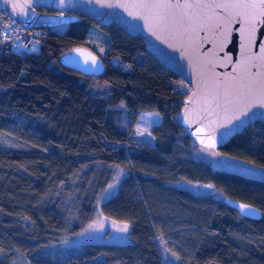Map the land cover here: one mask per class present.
I'll use <instances>...</instances> for the list:
<instances>
[{"label":"trees","instance_id":"16d2710c","mask_svg":"<svg viewBox=\"0 0 264 264\" xmlns=\"http://www.w3.org/2000/svg\"><path fill=\"white\" fill-rule=\"evenodd\" d=\"M43 12L52 18L15 38L0 13V264H264V122L214 150L232 169L217 168L178 121L187 84L137 37L115 23L70 12L55 22L63 12ZM56 24H66L62 34ZM92 25L107 35L102 53L86 43ZM20 42L33 47L13 50ZM79 46L103 61L100 74L60 63ZM122 103L130 128L142 112L160 115L152 143L117 127ZM5 134L18 146H4ZM116 170L125 174L99 211L128 226V241L57 245L91 218ZM182 180L211 184L222 198L194 195L175 185ZM225 198L261 217L242 216Z\"/></svg>","mask_w":264,"mask_h":264},{"label":"water","instance_id":"95a60500","mask_svg":"<svg viewBox=\"0 0 264 264\" xmlns=\"http://www.w3.org/2000/svg\"><path fill=\"white\" fill-rule=\"evenodd\" d=\"M227 0H0V13L31 28L40 10L80 14L101 25L115 23L137 37L144 50L188 86L177 118L189 137L201 148L217 150L255 121L264 122V53L255 48L242 53L226 42L220 32L231 34L254 19L264 37V12L259 3L241 9L224 6ZM246 14V15H245ZM247 57H251L248 59ZM240 62L237 63L236 61ZM60 63L85 75H98L103 61L92 50L79 46L63 55ZM225 203L242 216L259 219L251 206L243 214L241 201Z\"/></svg>","mask_w":264,"mask_h":264},{"label":"rangeland","instance_id":"374dc122","mask_svg":"<svg viewBox=\"0 0 264 264\" xmlns=\"http://www.w3.org/2000/svg\"><path fill=\"white\" fill-rule=\"evenodd\" d=\"M59 20L60 19H57V21ZM65 28L66 24H56L53 29L57 31V33L62 34ZM98 28V25L90 26L88 35L90 39L87 38L86 43H88L89 45L91 44L92 48L96 52L102 53L104 52V49L108 47L109 42L106 33ZM12 30L13 29H11V31ZM14 30L16 32V37H19L20 32L24 33L21 30H18V28H14ZM32 41H34V39H32ZM12 47L13 50L21 52L24 49H31L33 46L26 47L23 43L20 42L18 45ZM114 117L116 120V125L120 128V130L126 131L130 136L134 137L136 140L147 143L153 142L150 130L154 125H157L161 119L160 115L157 113L142 112L139 115L137 122L133 125L132 128H130L127 111L123 103L119 104L116 108H114ZM2 144L4 146L17 147L19 143L15 138L10 137L8 134H5L2 140ZM200 154L204 158H207V160H209L210 163L217 168L225 169L226 165L227 168L230 167L227 162L225 160H222L220 155L214 150L204 149L200 147ZM123 174H125V172L122 170H116L114 172L109 184H107L106 187L100 191L91 218H89V220L82 226L81 230H79L77 233L62 235L61 237H59L57 245H62L63 249L70 251L72 248H75L79 244L85 242L128 241V226L124 223L104 218L99 211L100 204L116 191L118 181L123 176ZM175 185L187 190L188 192L194 195L209 194L214 198H222L221 192L214 189V187L208 183H190L182 180L175 183ZM208 185H211V187H206Z\"/></svg>","mask_w":264,"mask_h":264},{"label":"snow or ice","instance_id":"6c2138e0","mask_svg":"<svg viewBox=\"0 0 264 264\" xmlns=\"http://www.w3.org/2000/svg\"><path fill=\"white\" fill-rule=\"evenodd\" d=\"M61 3H63V0H61ZM257 3L264 8V0H227L224 6L230 5L241 9H247L249 7H255ZM261 14L264 15V12ZM256 23L254 19H248L246 20L247 26L243 29L237 27L234 34H231L228 27L225 25L220 32V46L223 47L226 42H230L233 48L242 53H248L251 49L255 48L256 56L259 57L261 53H264V37L258 35ZM260 23L264 24V22ZM247 58L251 59V57ZM236 62L239 63L240 61L237 60ZM261 115H264V113ZM206 187H211V185ZM250 208V205H239L240 211L245 215L251 214V211H246Z\"/></svg>","mask_w":264,"mask_h":264},{"label":"flooded vegetation","instance_id":"af4514ba","mask_svg":"<svg viewBox=\"0 0 264 264\" xmlns=\"http://www.w3.org/2000/svg\"><path fill=\"white\" fill-rule=\"evenodd\" d=\"M67 15H70L69 12H63V13H58L53 19H60L59 21H55V22H61L63 20H65L68 16ZM42 18V19H48V18H52V15L49 13V12H43L39 15V19ZM54 23V20L52 21Z\"/></svg>","mask_w":264,"mask_h":264},{"label":"built area","instance_id":"2783aa9c","mask_svg":"<svg viewBox=\"0 0 264 264\" xmlns=\"http://www.w3.org/2000/svg\"><path fill=\"white\" fill-rule=\"evenodd\" d=\"M9 27L18 28V30H22L23 28H25V27L22 26L20 23L14 21V20H12V22L9 23ZM33 29H34V28H33ZM33 32H37V33H39V31L36 30V29H35ZM4 35H6V34H5L4 31H2V32H1V36H4ZM15 36H16V33L13 34V37H14V38H15ZM12 40H13V39H12ZM13 43H15V40H13ZM126 67L128 68V66H126ZM186 88H187V92H188L189 89H190L189 86L187 85Z\"/></svg>","mask_w":264,"mask_h":264}]
</instances>
